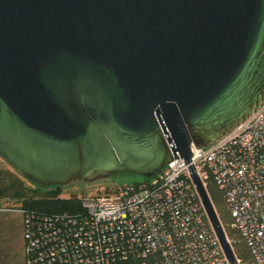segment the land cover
Segmentation results:
<instances>
[{
    "label": "water",
    "instance_id": "water-1",
    "mask_svg": "<svg viewBox=\"0 0 264 264\" xmlns=\"http://www.w3.org/2000/svg\"><path fill=\"white\" fill-rule=\"evenodd\" d=\"M264 103V0H0V155L43 185L191 159Z\"/></svg>",
    "mask_w": 264,
    "mask_h": 264
},
{
    "label": "built area",
    "instance_id": "built-area-1",
    "mask_svg": "<svg viewBox=\"0 0 264 264\" xmlns=\"http://www.w3.org/2000/svg\"><path fill=\"white\" fill-rule=\"evenodd\" d=\"M191 148L206 188L212 177L224 191L248 264H264V103L211 145ZM80 200L84 212L72 217L35 218L19 207L25 264H230L184 157L142 184Z\"/></svg>",
    "mask_w": 264,
    "mask_h": 264
},
{
    "label": "rangeland",
    "instance_id": "rangeland-1",
    "mask_svg": "<svg viewBox=\"0 0 264 264\" xmlns=\"http://www.w3.org/2000/svg\"><path fill=\"white\" fill-rule=\"evenodd\" d=\"M0 169L6 171L7 178L17 181L20 188H25L30 193L31 188H45L28 176L19 174L0 155ZM145 176L130 170L113 172L109 176H99L93 179H81L64 186L60 196L70 197L73 195L86 196L103 193L108 188L118 185L142 182ZM13 192V191H12ZM10 196L3 199L0 205V264H25V239L23 229V216L19 211L21 201Z\"/></svg>",
    "mask_w": 264,
    "mask_h": 264
},
{
    "label": "trees",
    "instance_id": "trees-1",
    "mask_svg": "<svg viewBox=\"0 0 264 264\" xmlns=\"http://www.w3.org/2000/svg\"><path fill=\"white\" fill-rule=\"evenodd\" d=\"M9 174L0 169V205L10 192L14 198L21 201V206L27 213L33 214L35 218L41 215L54 217L58 214H67L68 217L78 215L84 212L80 196L73 195L70 197H61L60 194L64 188L62 185H44L45 188L35 187L30 189V193L26 189L20 188L17 181L7 178ZM148 177L142 182H134L139 185L147 181ZM39 183V182H38ZM41 184V183H40ZM117 187V186H116ZM115 188V187H114ZM108 188L104 192L111 191ZM207 190L221 218L225 230L229 237L233 239V247L237 257L241 258L245 264L252 260V254L240 232L230 226L233 216L226 202L225 194L222 188L218 186L216 181L210 177L207 183ZM65 225V223H61ZM70 264H73L70 260Z\"/></svg>",
    "mask_w": 264,
    "mask_h": 264
}]
</instances>
